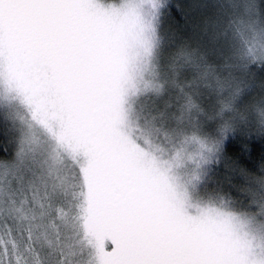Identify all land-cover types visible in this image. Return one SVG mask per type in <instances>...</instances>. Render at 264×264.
Wrapping results in <instances>:
<instances>
[{
    "label": "snow or ice",
    "instance_id": "6c2138e0",
    "mask_svg": "<svg viewBox=\"0 0 264 264\" xmlns=\"http://www.w3.org/2000/svg\"><path fill=\"white\" fill-rule=\"evenodd\" d=\"M196 6L0 0V111L26 117L0 140V264H264V165L225 161L233 200L197 199L172 169L209 162L228 129H165L182 95H147L161 21L174 39Z\"/></svg>",
    "mask_w": 264,
    "mask_h": 264
},
{
    "label": "clouds",
    "instance_id": "9594fccd",
    "mask_svg": "<svg viewBox=\"0 0 264 264\" xmlns=\"http://www.w3.org/2000/svg\"><path fill=\"white\" fill-rule=\"evenodd\" d=\"M214 18H205L198 30L207 35L212 49L197 40L169 35L159 26L161 41L153 55V74L147 95L161 110L177 95L180 106L171 113L176 126L201 118L218 121L228 133L255 117L264 131V79H257L253 65H264V14L259 0H213ZM174 33V30H173ZM248 99L241 102L250 89ZM210 103L206 104L204 101ZM139 104H133L139 111Z\"/></svg>",
    "mask_w": 264,
    "mask_h": 264
},
{
    "label": "rangeland",
    "instance_id": "374dc122",
    "mask_svg": "<svg viewBox=\"0 0 264 264\" xmlns=\"http://www.w3.org/2000/svg\"><path fill=\"white\" fill-rule=\"evenodd\" d=\"M259 7L262 14L264 12L261 8H264L262 1L259 0ZM216 15V7L213 4V0H197V6L191 11L189 20L190 22L184 25L179 34L183 37H188L190 39L197 40L201 43L205 48L212 49V53H215V47L211 44L210 39L207 35L202 34L197 25H199L205 18H214ZM163 23V31L169 35V40L173 39V24L170 20L164 19L161 21ZM176 28V26H175ZM252 69L256 72L257 79H264V65H260L257 67L256 65L252 66ZM254 88V89H253ZM249 90V92L244 96L242 103L247 100L248 96L252 94V92L257 91L255 87ZM206 104L210 103V101L205 100ZM11 114V118H13V124L17 131V136L20 134L21 129L24 125L21 122V118H25V114L22 111L9 112ZM197 124L199 125V134L206 135L208 138H218V134L216 129L218 127V121H208L206 119L201 118ZM251 124L259 127L258 122L255 117H250L246 122L239 125L237 128H247ZM247 125V126H246ZM165 129L176 128L178 126L175 125L173 121L166 122L164 125ZM185 130H190L189 126H183ZM236 128V129H237ZM216 133V134H215ZM225 137V136H224ZM225 138H223L222 143ZM180 137L174 138V144L176 147H179ZM221 143V147H222ZM196 150V146H189L187 151ZM175 149L169 151L167 158L171 159L174 155ZM221 152V148H220ZM220 152L213 156L209 162L201 163L200 167L197 168L195 164L191 161L184 160V162L179 167H174L172 169V173L181 178V182L185 187L199 200L209 201L220 203L221 201L225 203H229L230 201L225 200H216V197L213 196L212 192L208 189H211L213 185V179L211 176L212 170H216V161L220 156Z\"/></svg>",
    "mask_w": 264,
    "mask_h": 264
},
{
    "label": "trees",
    "instance_id": "16d2710c",
    "mask_svg": "<svg viewBox=\"0 0 264 264\" xmlns=\"http://www.w3.org/2000/svg\"><path fill=\"white\" fill-rule=\"evenodd\" d=\"M261 1L264 5V0ZM261 9L264 12V8ZM172 28L175 29V25ZM16 136L11 114L0 111V140L8 141ZM224 138L220 156L215 163L217 168L211 172L214 183L208 190L216 200L231 202L235 192L233 185L242 184L243 181L238 172L225 167V161H234L239 168L249 172H259L261 165H264V131L251 124L247 128L234 129Z\"/></svg>",
    "mask_w": 264,
    "mask_h": 264
}]
</instances>
